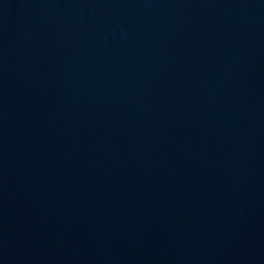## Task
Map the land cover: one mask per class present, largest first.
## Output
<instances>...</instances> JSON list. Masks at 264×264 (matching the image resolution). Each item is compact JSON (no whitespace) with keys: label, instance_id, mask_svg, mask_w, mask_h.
<instances>
[{"label":"water","instance_id":"water-1","mask_svg":"<svg viewBox=\"0 0 264 264\" xmlns=\"http://www.w3.org/2000/svg\"><path fill=\"white\" fill-rule=\"evenodd\" d=\"M0 264H264V0H0Z\"/></svg>","mask_w":264,"mask_h":264}]
</instances>
